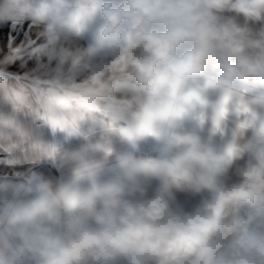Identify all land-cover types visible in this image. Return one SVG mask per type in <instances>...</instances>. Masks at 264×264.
<instances>
[{
    "label": "clouds",
    "instance_id": "clouds-1",
    "mask_svg": "<svg viewBox=\"0 0 264 264\" xmlns=\"http://www.w3.org/2000/svg\"><path fill=\"white\" fill-rule=\"evenodd\" d=\"M17 18L47 86L0 61V264H264V0H0Z\"/></svg>",
    "mask_w": 264,
    "mask_h": 264
},
{
    "label": "rangeland",
    "instance_id": "rangeland-1",
    "mask_svg": "<svg viewBox=\"0 0 264 264\" xmlns=\"http://www.w3.org/2000/svg\"><path fill=\"white\" fill-rule=\"evenodd\" d=\"M5 29V30H3ZM40 39L37 29L30 23L14 20L4 28L0 27V61H2L9 50L20 52L22 59H18L14 65L8 67L12 83H20L28 86L46 87L42 80H47V71L34 58L38 52Z\"/></svg>",
    "mask_w": 264,
    "mask_h": 264
},
{
    "label": "crops",
    "instance_id": "crops-1",
    "mask_svg": "<svg viewBox=\"0 0 264 264\" xmlns=\"http://www.w3.org/2000/svg\"><path fill=\"white\" fill-rule=\"evenodd\" d=\"M16 20V19H15ZM17 20H20V22H25V19L23 18H17ZM10 23V22H9ZM8 23H0V27L4 28V26H6ZM5 30V29H3ZM21 84V82H20ZM42 85L47 84V80H42ZM11 111V106L4 101L3 99H0V112H8ZM21 119L27 123L28 121L26 120V118L21 117ZM42 134L45 137H48V132L47 130H42ZM0 160H5V155L4 154H0ZM13 168H16V172H21L23 171V169H20V166L15 165V167L9 168L7 166V164H5L4 166H0V178L3 177H9V178H14V173H13ZM39 170H42L46 173H50V174H55V170L52 169L50 166H42Z\"/></svg>",
    "mask_w": 264,
    "mask_h": 264
},
{
    "label": "snow or ice",
    "instance_id": "snow-or-ice-1",
    "mask_svg": "<svg viewBox=\"0 0 264 264\" xmlns=\"http://www.w3.org/2000/svg\"><path fill=\"white\" fill-rule=\"evenodd\" d=\"M5 164H7L9 168L15 167V163L13 161L0 160V166H4Z\"/></svg>",
    "mask_w": 264,
    "mask_h": 264
}]
</instances>
